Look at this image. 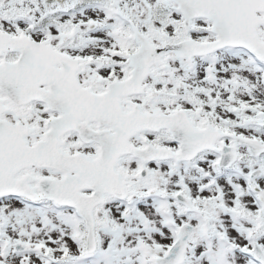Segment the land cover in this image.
<instances>
[{
    "label": "snow or ice",
    "instance_id": "snow-or-ice-1",
    "mask_svg": "<svg viewBox=\"0 0 264 264\" xmlns=\"http://www.w3.org/2000/svg\"><path fill=\"white\" fill-rule=\"evenodd\" d=\"M0 264H264V0H0Z\"/></svg>",
    "mask_w": 264,
    "mask_h": 264
}]
</instances>
